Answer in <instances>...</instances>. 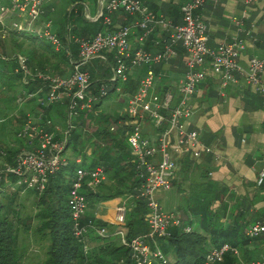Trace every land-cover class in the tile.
I'll return each instance as SVG.
<instances>
[{
    "label": "built area",
    "instance_id": "1",
    "mask_svg": "<svg viewBox=\"0 0 264 264\" xmlns=\"http://www.w3.org/2000/svg\"><path fill=\"white\" fill-rule=\"evenodd\" d=\"M206 1L184 2L180 7L182 22L178 24L156 15L142 0H103L101 2L100 12L105 9L108 11L107 14L122 11L140 16V20L135 24L143 30L138 37L139 41L144 40L156 26L167 32L168 39L164 41L163 47L154 53L145 50L142 46L131 49L132 25L129 24L112 31H98L89 38L74 37L66 32L63 43L60 35L53 29L52 19L48 18L44 25L37 30L34 29V32L47 41L55 51L65 53L72 65L71 72L68 75L47 74L45 71L34 73L27 67V57L19 56L18 58L21 60V65L17 66L18 71L23 73V78L28 76V83L31 81L47 83L50 88L46 98L44 100L38 98V103L48 106L50 103L61 101L62 94L69 96V120L73 113L75 116L77 109L92 108L99 103L108 94L110 86H114L112 89L120 92L121 87L116 83L127 82L132 68L142 64L147 66L145 74L139 80L136 92L128 99L124 110L126 118L117 124L111 123L109 130L114 132L121 127L125 133L131 162L135 166L137 175L142 179L138 195L146 201L144 219L148 224V232L132 237L127 236L126 217L131 208V201H128L131 198L130 195L117 207L113 231L108 226L98 224L95 218L88 217L85 190H96L105 179V172L101 166L95 168L78 166L74 171L67 204L72 219V234L83 243L84 250L89 249L88 235L94 234L101 238H113L126 246L130 251L132 264H154V262L166 264L169 261L157 239L169 236L170 227L180 226L181 219L179 213L174 210H164L154 193L157 189L164 191L171 189L180 169L179 158L182 155L188 154L191 158H199L201 155L199 133L195 129L184 128V119L190 114L189 98L195 93L198 85L206 79L208 69L218 75L221 94H224L223 89L236 85L242 78L261 96L264 110L262 80L264 59L253 56L248 59L247 65L243 66L240 56L245 43L239 38L221 42L214 49L209 48L207 25L202 16L196 12ZM53 2L54 0H0L2 32L6 31L3 27L10 17L14 19L11 30H33L31 29L32 20L44 17L47 8L50 9ZM43 22L40 20V23ZM104 23L109 24V17H104ZM71 42L77 46L76 57L73 55ZM156 42L159 43L158 40ZM177 43L185 49L187 59L183 79L176 84L180 96L172 106L171 90L163 94L156 92L158 77L155 66L169 63L177 55L174 47ZM109 53L113 56L112 61L108 63L110 76L103 79L98 86L92 87L89 73L81 70L80 67L94 59L106 60V54ZM39 91L40 89L32 93L23 92L22 95H26L28 99L38 96ZM41 116L33 119L27 114V118L17 131L18 139L26 145L16 153L14 164L6 171L17 175L26 188L35 189L38 192L45 190L50 175L56 173L64 161L66 162L64 152L69 130L64 133V138H58L50 127L52 120L49 118L43 120ZM145 119H149L155 130L154 134L144 131ZM164 122L168 124V127L162 129ZM171 128L175 129L176 136H172ZM75 161L81 164V157H76ZM263 180L264 167L259 171L257 184L261 185ZM190 230V226L184 227V231ZM246 235L260 240V254L250 264H264V214L246 227ZM226 252L237 257L240 255L237 246L224 242L219 246L210 247L204 254L202 264H216L223 259Z\"/></svg>",
    "mask_w": 264,
    "mask_h": 264
},
{
    "label": "trees",
    "instance_id": "2",
    "mask_svg": "<svg viewBox=\"0 0 264 264\" xmlns=\"http://www.w3.org/2000/svg\"><path fill=\"white\" fill-rule=\"evenodd\" d=\"M48 11L45 12L47 15ZM105 12L106 10L103 9L94 21L96 28L102 26ZM121 12H111L108 16L111 17L113 14ZM67 32L71 36L78 37L74 33L70 20H68ZM57 33L64 43L65 38L62 36L61 31ZM24 34L39 40L37 35L33 36L28 32H24ZM82 34L84 33H80V35ZM43 44L48 48L47 53L51 52L52 58H54L51 65L53 68L57 69L61 64L71 66L69 58L64 52L54 51L49 43L46 44L45 40H43ZM70 46L75 57L74 48L76 44L71 42ZM26 53L27 65H30V69H32L31 66H37L43 71L45 69L44 64L50 62L49 58H45V53L38 52L36 49H30ZM6 55L3 44L0 42V82L8 84L9 88L15 91V87L21 84L20 79L23 75L22 72H20L21 74L14 72L17 64H12L16 61L15 59L14 61L7 60ZM80 69L89 73L92 87L98 86L106 78L95 77L89 62L83 64ZM58 74H61V72ZM21 88L22 93H32L40 89L38 98L42 100L46 98L50 89L47 83L41 84L37 81L21 85ZM114 91L115 89L109 90L100 103L95 104L92 108L76 110L74 119L71 121L72 127L68 130L66 136L64 152L66 153L70 149L76 156L66 157V163L62 164L56 173L50 175L45 190L38 192L35 189H28L21 182L19 188H16L15 191H8L5 188L7 182L13 183L19 177L10 172L3 171L0 173V264H21L20 258L22 256L17 246L18 230L15 225L17 219L13 217H17V211H19L17 202L19 189L32 192L35 205V213L32 216H27L26 222L21 221L23 230L27 231L31 227L30 221L33 218L37 219L38 224L34 232L44 235L48 241L45 259L37 264H132L129 249L113 238H101L89 234L87 238L89 249L84 250L83 243L79 242L72 234V219L67 204L68 192L72 185L75 168L78 166L87 168L101 166L105 172V179L96 190H85L88 207H94L101 201L130 195L131 208L126 217L127 236L132 237L148 232V224L144 219L146 201L138 195V188L142 179L137 175L135 166L131 162L125 133L121 127H118L114 132L109 130L111 123H119L126 118V115L116 114V116H112L103 113L101 109L98 110L102 101L107 99ZM68 103L69 96L67 95L61 101L50 103L48 106L37 102L35 111L38 115H42L43 120L48 118L53 120L55 118L60 121L66 118ZM16 118L17 126L20 127L27 115L23 113ZM53 121H51L50 126L52 131H54ZM19 142L22 145L21 140ZM86 145L91 146L89 154H83ZM0 148L7 152V161L14 164V156L20 148L7 149L3 146H0ZM79 154L83 155L81 164H77L75 161ZM199 186L200 189L194 192L191 200L192 204L189 205L193 217L186 220V225L170 227L169 236L157 239L165 255L173 254V262L168 261L166 264H202L205 252L210 247L219 246L224 242L237 246L242 252V260L249 261V255L252 252L248 248L249 244L258 246L260 240L246 235L247 225L244 223L242 210L236 208L229 211L224 203L225 190L219 189L216 191L214 187H217L213 182L208 181L206 184H200ZM215 201L221 203L222 207L219 209L214 208ZM17 204L18 206H16ZM86 219L87 217L84 218V221ZM96 222L109 226L97 219ZM193 223L197 224V229L184 231L185 226L190 225L191 227ZM91 237L94 239L91 240ZM207 244H209V248L206 247ZM154 264L160 263L154 262ZM216 264L242 263L235 255L226 252L223 259Z\"/></svg>",
    "mask_w": 264,
    "mask_h": 264
},
{
    "label": "crops",
    "instance_id": "3",
    "mask_svg": "<svg viewBox=\"0 0 264 264\" xmlns=\"http://www.w3.org/2000/svg\"><path fill=\"white\" fill-rule=\"evenodd\" d=\"M186 1L142 0L152 12L171 20L174 24L182 22L180 6ZM95 4L97 7L92 14L86 7L87 27L84 31L86 38L92 37L98 30L112 31L129 24L132 25L130 35L132 50L142 46L145 50L154 53L160 50L164 41L168 39V33L156 26L144 40L139 41L138 37L143 30L135 25L140 20L137 14L115 13L111 17L104 15L103 17H109V24H105L103 18V25L96 28L94 21L101 13L100 0H96ZM65 12L67 13V10ZM196 12L202 16L207 25L209 48L214 49L221 42L239 38L245 43L240 56L243 66L247 65L250 57L264 59V0L250 2L247 0H207ZM44 16L49 15L45 13ZM60 22L61 19L58 18V26ZM88 24L94 27L90 29ZM65 29L66 33L67 26ZM157 40L159 43L156 42ZM174 47L177 55L169 63L155 66L158 77L156 92L163 94L171 90L173 93L172 106L180 96L176 84L183 79L187 59V53L180 43L175 44ZM74 51L76 57L77 46ZM112 59L113 56L109 53L106 54V60L94 59L89 62V65L98 63L108 66ZM146 67L142 64L130 71L128 81L124 85L132 86V95L136 92ZM206 74V79L198 85L195 93L189 98L190 114L184 119V128L195 129L199 133L201 155L199 158H191L188 154L182 155L179 158L180 169L176 176L177 179L173 183H189L190 179V183L198 185L206 184L208 181L213 182L217 187H214L216 191L225 190L224 203L228 210L240 208L244 214V223L248 226L264 214V180L261 185L257 184L259 171L264 167V110L261 96L242 78L236 85L223 89L224 94H221L218 75L210 69ZM262 80L264 82V71ZM119 83L122 82H117L116 85H120ZM167 127L168 124L164 122L161 128ZM170 130L172 136H176L175 129ZM144 131L148 134L155 133L149 119L144 121ZM183 193L184 191H180L179 195ZM184 198L185 196H181V203ZM123 199H127V196L101 201L94 207H88L86 214L88 217L107 223L108 227L113 230L117 207ZM166 199L167 197H163L162 202H166ZM172 204V208L176 207L175 202ZM220 207L222 204L215 201L214 208L219 209ZM183 224L186 225L187 222L183 221L181 225ZM194 225L196 223H193ZM93 239L91 237V240ZM253 247L252 244L248 246L252 251ZM257 249L259 250V245ZM251 261L242 260L241 263L250 264Z\"/></svg>",
    "mask_w": 264,
    "mask_h": 264
},
{
    "label": "rangeland",
    "instance_id": "4",
    "mask_svg": "<svg viewBox=\"0 0 264 264\" xmlns=\"http://www.w3.org/2000/svg\"><path fill=\"white\" fill-rule=\"evenodd\" d=\"M95 1L96 0H54L50 9L47 8V10H49L48 11L49 16L41 17L39 20L37 19L35 21L32 20L31 29L33 30H30V29H24L20 31L11 30L10 28L12 27V24L14 22L13 17H10L7 19L5 27H3L6 31L2 32V25L0 24V42L1 44H3L4 50L7 53L6 59L14 61V58L17 57L15 59L16 62H13L12 64V65L17 64L14 72H19L17 68V66L21 65L20 64L21 60L18 59L19 56L27 57V53H26L27 51H29L30 49H36L38 52L45 53V58H49L50 60V62H47L44 64L45 69L43 71H45L47 74L48 73L58 74L59 72H61L60 75H68L72 70V65L68 66L67 64H63V65L61 64L59 68L57 69L53 68L51 65L53 63L54 58H52L51 52L47 53L48 48L46 47V45L43 44V39L38 37V35L34 32V29L36 30L39 29L40 26L44 25V23L47 21L48 18H51L54 24L53 29H55L56 32L61 31L62 36H64L65 30H66L65 26L68 25V20H70V23L73 25L74 33L78 37H84V34L80 35V33L82 32L84 33L85 27H87V24L85 23V20H87L86 7H88L89 12L92 14L93 12H95V7H97V5L95 4ZM102 1L103 0H100V8H101ZM66 10H67V13L65 12ZM107 12L108 11L105 12V15L109 14V13L107 14ZM14 18L16 17L14 16ZM58 18L61 19L59 26L57 23ZM40 20L41 21L43 20L44 22L40 23ZM88 27L91 29L94 26L88 24ZM106 30L107 29H104L103 31H106ZM98 31H95V33ZM24 32L25 33L28 32L32 34L33 36L37 35L39 40H36L35 38L31 36H26ZM46 44H48L47 41H46ZM42 59H43V56H42ZM33 63H35V61H33ZM92 64L93 65L91 66V69L95 77H106L107 78L110 76L109 66H106V65L102 66L98 63H92ZM27 67L30 68V65L29 66L27 65ZM31 68H32L31 70H33L34 73L42 71V69L37 66H31ZM6 72L8 73V71ZM26 74L28 75L29 73L27 72ZM20 83L21 84H18L15 87V91H14L13 89L9 88L8 84H4L0 82V146L6 147L7 149L8 148H18L19 149V148L24 147V144H25L24 142L21 141L22 145H20L17 133H15L17 129L19 130V127L17 126L18 122L16 121L17 120L16 117L21 116V114L23 113L24 115L29 114L30 117L33 119H37L38 116H40V114L38 115V113L35 111V106L37 102L39 101L38 96H32L31 98L26 99V95H22L21 85H26L28 83V76L25 78L21 77ZM119 84H120V87H122L121 91L118 92L115 90V92H112L111 95L107 99H104L102 101L101 107L98 108V110L101 109L103 113H108L112 116L114 115L116 116V114L126 115L124 110L127 105V99L132 95L131 93L133 89L131 85L125 86L124 85L125 82L119 83ZM113 87L114 86H110V90ZM64 96H66V94H62V99L64 98ZM67 110H68V105H67ZM73 119H74V113L72 114V118H70L69 120L68 111L66 113V118L64 120L59 121L58 119L54 118L53 119L54 121L52 120L54 122V125H53L54 135L58 138H64V133H66V130L70 129L71 127L70 122ZM90 152H91V146L86 145L83 154H89ZM6 155H8L7 152L4 149L0 148V173L3 171L5 172L8 171L10 166L13 165L7 161ZM65 155L66 156L64 157L68 156L70 158L76 156L72 153L70 149L66 151ZM78 156L83 158V155L81 156L79 154L77 155V157ZM5 163H7L8 165ZM64 163L66 162L64 161ZM21 182L22 180L19 178L13 183L7 182L5 188H7L8 191H15L16 188H19L18 186L21 184ZM190 182H191V179L189 180V183L175 182L172 184L171 189L167 191L157 190L155 192V197L157 200L159 198V200L161 201L160 205L162 206L164 210L171 211L173 208H175L174 211L179 213L181 223H183V221L186 222L187 219H190L193 217L190 212L189 205L192 204L191 200L193 199L194 192L200 189V186L198 184L190 183ZM177 191H179V193L180 191H184V193L179 195ZM181 196L182 197L185 196L183 203H181L182 202ZM163 197H167L166 202L164 203L162 202ZM33 200H34V195L32 192L19 189L18 199H17V202L19 204V208H18L19 211H17V217L15 216L13 217L17 219V222L15 221V225L18 230V245L17 246L22 256V258H20L21 264H37V263L42 262L45 259V255H46L45 252L47 250V245H48V241L44 235L34 232V229L38 224L37 219L33 218L30 221L31 227L27 231L23 230L21 221L26 222V217L32 216L35 213V205L33 203ZM172 202H175L176 207L172 208V205H173ZM180 203L182 206L180 205ZM18 204L16 206H18ZM191 229H197V224L191 227ZM252 245L254 247H253V251L250 252V255H249L250 260L255 259L260 254V250L257 249V246L255 244H252ZM206 247L209 248L210 247L209 244H207ZM166 256L170 262H173V259H174L173 254H169ZM241 256H242V252L240 251L239 257L237 256L236 257L242 261Z\"/></svg>",
    "mask_w": 264,
    "mask_h": 264
}]
</instances>
